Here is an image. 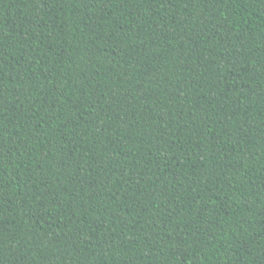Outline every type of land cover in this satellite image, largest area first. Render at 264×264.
<instances>
[{
  "label": "trees",
  "instance_id": "16d2710c",
  "mask_svg": "<svg viewBox=\"0 0 264 264\" xmlns=\"http://www.w3.org/2000/svg\"><path fill=\"white\" fill-rule=\"evenodd\" d=\"M0 264H264V0H0Z\"/></svg>",
  "mask_w": 264,
  "mask_h": 264
}]
</instances>
